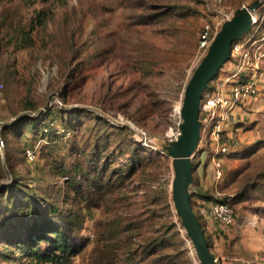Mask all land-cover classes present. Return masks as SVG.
I'll return each mask as SVG.
<instances>
[{
	"label": "rangeland",
	"instance_id": "obj_1",
	"mask_svg": "<svg viewBox=\"0 0 264 264\" xmlns=\"http://www.w3.org/2000/svg\"><path fill=\"white\" fill-rule=\"evenodd\" d=\"M258 2L239 42L263 56L264 0H0V264L27 260L8 237L25 233L35 207L40 222L58 209L80 223L83 249L55 264H200L173 205L164 147L181 134L202 33L214 37ZM25 115L44 118L7 129ZM247 136L238 132L241 147ZM263 142L221 155L219 181L213 141L193 155L191 204L219 264H264ZM223 200L236 213L224 230L210 219Z\"/></svg>",
	"mask_w": 264,
	"mask_h": 264
},
{
	"label": "water",
	"instance_id": "obj_2",
	"mask_svg": "<svg viewBox=\"0 0 264 264\" xmlns=\"http://www.w3.org/2000/svg\"><path fill=\"white\" fill-rule=\"evenodd\" d=\"M261 6L255 3L238 9L215 35V38L194 71L184 93L181 115V135L164 147L172 159L174 179L172 198L175 211L194 246L200 264H219L208 246L202 224L191 204L193 184V155L196 153L201 136L200 105L203 93L208 90L221 68L230 60L232 46L253 28V16Z\"/></svg>",
	"mask_w": 264,
	"mask_h": 264
},
{
	"label": "built area",
	"instance_id": "obj_3",
	"mask_svg": "<svg viewBox=\"0 0 264 264\" xmlns=\"http://www.w3.org/2000/svg\"><path fill=\"white\" fill-rule=\"evenodd\" d=\"M253 22L254 24L257 23L255 16H253ZM214 38L215 36H212L209 29L204 30L200 38L199 48L207 53ZM252 48L253 44L250 42L243 44H240L239 41L236 42L231 49L230 60L233 61V65L223 69L221 74V70L219 71L218 80L214 84H210L201 99L200 121L202 126L198 148L209 141H213L215 154L212 156V165L217 181L224 176V165L220 156L232 153L233 149L240 144L237 141L231 145L225 140L226 130L224 126L228 116L243 101L251 97H258L264 92V88L259 87L260 76L263 75L260 64H264L262 60L264 55L258 56ZM2 88L3 85H0V93ZM4 146L5 140L0 134V148ZM26 157L29 161H33L36 158L35 151L27 149ZM235 217V209L228 200L217 202L211 207L210 219L223 230L234 225Z\"/></svg>",
	"mask_w": 264,
	"mask_h": 264
},
{
	"label": "trees",
	"instance_id": "obj_4",
	"mask_svg": "<svg viewBox=\"0 0 264 264\" xmlns=\"http://www.w3.org/2000/svg\"><path fill=\"white\" fill-rule=\"evenodd\" d=\"M42 118L44 117L41 115L39 118H36V115H25L19 120H14L7 129L11 130L16 126L21 125L22 122L31 128H35L36 125H38V120ZM17 187L18 186L15 184L14 187H11L7 191H10L11 194H16ZM19 196L21 199L24 197L20 194ZM33 212L35 218H33V221L29 222L30 224L28 223L25 225V233L16 235L13 233V235L8 237L9 240L14 236L16 240L13 244L17 247H23L21 253L25 252L27 260L21 264H55L69 260L72 256L76 255L83 249V245L79 244L74 237L75 231L80 227V223L77 219L68 214L62 213L58 209H52L50 211L51 218L40 222L41 214L39 213L38 207H35ZM14 226L16 230L18 229L19 231L22 224L16 222ZM207 242L208 246L211 248L208 239ZM14 260V264L19 262V259Z\"/></svg>",
	"mask_w": 264,
	"mask_h": 264
},
{
	"label": "crops",
	"instance_id": "obj_5",
	"mask_svg": "<svg viewBox=\"0 0 264 264\" xmlns=\"http://www.w3.org/2000/svg\"><path fill=\"white\" fill-rule=\"evenodd\" d=\"M248 107L250 110L246 111ZM238 124L243 125L239 126ZM225 130V137L228 138L227 143L234 145L237 141L240 142L239 146L233 149L234 151L240 150L241 147V141L237 137L238 132L240 135L242 133L248 134L247 137L250 138L242 145L241 149L243 150L250 149L256 144L255 141H264V99L251 97L236 107L233 121ZM262 146H264V142Z\"/></svg>",
	"mask_w": 264,
	"mask_h": 264
}]
</instances>
